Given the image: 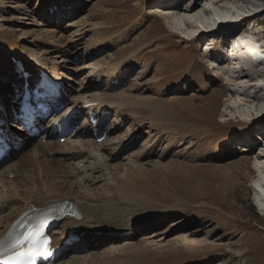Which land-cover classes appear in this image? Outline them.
Listing matches in <instances>:
<instances>
[{"label": "rangeland", "instance_id": "1", "mask_svg": "<svg viewBox=\"0 0 264 264\" xmlns=\"http://www.w3.org/2000/svg\"><path fill=\"white\" fill-rule=\"evenodd\" d=\"M176 1H182L183 7L194 5L190 26L175 16L182 13L170 9ZM253 4L261 13L251 21L246 17L242 23L264 42V0H78L69 8L57 7L56 12L64 10L57 19L47 15L50 10L43 0H0V47L8 42L9 48L26 51L29 58L46 56L63 64L65 57L59 59L57 54L70 51L72 70L63 69L71 84L65 98H90L108 92L163 107L158 111L146 105L134 113L126 107L129 120L126 113L121 122L122 115L118 116L115 108L108 117L103 115L105 123L98 126L106 132V128H118L109 134L116 140L102 150L105 159L98 167H106L102 173L93 172L101 179L94 181L91 189L102 185L101 195L113 198L125 168L131 165L130 157L137 160L143 169L132 185L143 196L136 204H125L122 211L127 221L136 218L138 230L124 235L118 230L102 231L99 246L78 240L57 264H73V258L87 262V256L124 245L145 250L140 254L125 252L134 264H264V101L243 103L253 100L256 89L264 94V72L247 70L251 77L233 72L230 67L238 69L241 63L219 59L218 51L226 45L223 40L209 38L214 32L207 30L209 25L219 27L221 21L245 16ZM251 23L255 25L250 28ZM128 56H132L131 72L125 75L129 79L123 73L120 76L125 83L109 90L113 83L106 85L108 77L99 73ZM198 61L204 73L211 74L204 78L209 84L206 90L190 78ZM11 66L0 48V79L4 84L11 83ZM82 86L83 92H79ZM209 96L213 100L210 104ZM120 97L118 100H123ZM82 117L79 127L86 123ZM41 136L31 141L19 139L22 145L6 163L21 161L15 169L11 165L0 180L23 178L29 170L24 157L35 143L42 142ZM36 151L30 160L35 166L44 164L47 154L58 157V153H43L45 149ZM53 178L58 179L49 180L53 182ZM75 178L70 175L69 181ZM39 180L29 181L33 186ZM63 224L56 229L62 230ZM114 225L120 228L118 220ZM175 242L182 249H176Z\"/></svg>", "mask_w": 264, "mask_h": 264}, {"label": "bare ground", "instance_id": "2", "mask_svg": "<svg viewBox=\"0 0 264 264\" xmlns=\"http://www.w3.org/2000/svg\"><path fill=\"white\" fill-rule=\"evenodd\" d=\"M77 1L78 0H43V4L45 7H47L50 10L49 13H47V15H51L57 19L60 13L64 11L62 9L56 12L57 7L69 8L72 6V4H76ZM246 1L247 0H245V2ZM254 7L255 5L253 4L251 7H249V10H251L250 13H246L247 16L243 14L245 16L238 18L240 16L239 15L236 21H232V22L221 21V23L218 25L219 27H216V26L214 27V25H209L207 28L208 32H214V35H210L209 38L214 39L215 37L217 41L223 40V38L227 36L229 38H235L236 35H238L237 32H239L238 23L240 21H241V24H240L241 26L242 24H245L242 22H245L246 17H250L249 21H251V18L258 16V14L261 13L262 10L254 9ZM170 9L175 10V11L177 10L178 13H182L180 15H175V16H177L182 23L186 24L187 26H190L191 18H192L191 13L194 12L193 4H191V6L183 7L182 1H178V2L176 1L175 4L171 6ZM188 13L191 16L186 15ZM221 24H223L224 26L220 27ZM226 26H229V27H226ZM195 39L196 38H192V40H195ZM242 39L243 40H238L240 44L237 45V50L241 55H244L247 52V50H251V51L253 50L258 56H262V57L264 56V51L260 53L255 48H253L251 44H248L246 42V39H249V38H242ZM224 41L226 42V40ZM7 44L8 42H4V43L2 42V46L0 47L1 51H3L4 53L5 60L7 61L8 64L12 65L11 66L12 73L10 74L11 76L9 79V82H11L9 83L10 87H8L9 84H4L2 82L1 80L2 78L0 79L1 84H3L1 86L10 88L11 90L10 91L7 88H3L2 90H0V95H2L4 105H9L13 103V99H11V97L12 98L16 97L13 95V92L17 90L20 87V85L24 82V80H22V78L20 77L19 73L16 72L18 69V67L15 65L16 61L18 60L19 62L22 61L27 68L26 71L34 73V75L39 73V71L43 69L52 71L54 73V77L58 80H59L58 76L61 74H63L65 78H68L66 76L67 74L65 75V72H63V69L66 68L67 70L68 69L72 70V68H70V64L68 63V61L71 60V57H72V56L69 57L70 51H68V49L65 54L63 55L57 54L56 56V57H59V59L63 56L65 57L63 60H61V62H64L63 64V63H60V61L51 62L49 58H47L46 56H44L41 59L40 58H36V59L29 58L28 56H26L27 55L26 51L21 52V51L12 49L11 47L9 48V45ZM98 50H100V47L96 49V51ZM58 52H60V50ZM220 52L221 50L218 51L219 59L223 60L224 58V60L230 61V58H228L226 55ZM48 54H50V52L47 53V55ZM132 56L130 57L128 56V57H125L124 59L119 60L117 64L112 66L107 71L99 73V75L102 74L108 77V81L106 82V85L113 83L112 84L113 86L109 87V90L116 89L118 85L124 84L125 78L127 80L129 79L125 75L131 72L132 63L129 59ZM239 57L241 56L235 57L236 59L234 58L233 62L234 64L241 63L240 67L238 69L237 68L234 69L231 66L230 69L233 72H236L237 74L239 73V75L245 74L251 77L252 74H250V72L244 69L246 62L249 60H244L245 59L244 57L242 58H239ZM194 64H195V68L190 72L191 81L193 83L198 82L203 90L208 89L209 84H207L204 81V78L205 77L208 78L209 75L211 74L204 73L203 70L205 68L201 64V62L198 61V62H195ZM107 72H109V75H107L108 74ZM123 73H124L123 76L125 78L120 76ZM68 79L70 80V77ZM70 85L71 84L68 82V85H67L68 89H70ZM97 87H99L98 84H97ZM68 89H66L67 92H69ZM83 89L84 88L82 86L78 91L83 92ZM4 91H5V94H4ZM119 97H114L110 93L106 92L104 96H92L90 98L88 95H80V96H76L75 98H69V99L64 97L62 99V102L67 105L66 110H69L75 107L82 109L83 104L94 102L96 104H92L89 108V111H86V112L87 114L92 112L93 114L97 116V118H103V115H107L108 117L107 113L117 108L118 109L117 115L118 116L122 115V117L120 116L119 118L120 122L122 121L124 117H126L125 115L126 113H127L126 118L127 120H129L128 112L124 111L126 110L125 109L126 107L131 108L133 113L135 112V109L136 110L141 109L143 106L145 107L150 106L151 109L155 108V110H158V111L163 110V107L161 105H158L157 103H153L150 101L149 103H147L144 101V99L141 101H138L135 97L131 99L129 97H125V98L120 97L123 100H120V99L118 100ZM208 99H209L208 103L210 104L213 100L210 96L208 97ZM10 100H12V102H10ZM107 100H112V101L105 102V103L98 102V101H107ZM254 101H257L258 103L264 101V94L259 93L258 89H256V92L253 95V100L251 101L247 100L246 102H243V101L242 102L249 105L253 103ZM191 102L193 103V100ZM104 109L106 110L104 113H102ZM5 110L6 111L2 115L5 117H8L9 110L8 109H5ZM132 112H131V115L133 114ZM85 117L87 118V116ZM88 120H89V114H88V119H85L86 123L84 122L85 123L84 125H80V127L76 129V131L72 133L71 136L64 143L60 141V138H57L58 140H56V134L53 130H51V126H52L51 124L52 120H51L48 123L49 125L45 127L42 133L43 135L41 136V139L44 140L47 138L48 141L44 142L42 140V142L35 143L32 150L24 157L25 163L27 162V165L29 164L30 168L29 167L27 168L29 170L28 172H25L23 178L18 179L20 176L18 177L15 176L16 179L10 180L8 178L6 179L3 178L4 180L3 179L0 180L2 181L0 182V240H2L5 237L6 233L9 231L10 226L13 224V222L16 219L19 218L21 214H24L25 212H28V211H33L34 208H40V209H46L48 207L57 208L61 206L65 201L73 205V209L75 210L77 215L76 217L69 216V217L64 218V224L61 226L62 230L58 231V229H56L52 231V234L54 237L53 243L55 244V246L62 245L64 244L65 240H69L73 242V246L75 247L79 243V242H74L75 238H78L79 241H89L90 245L97 244V246H99L100 243L98 239H100L103 236L102 231L104 232L106 228L108 230L111 229L112 231L118 230L122 232L123 235L126 234V232L131 231L134 228L138 230L136 218L132 217L127 221L126 220L127 214L122 210L125 204H136V202L138 203V198L143 196V195H140L139 192L132 185V181H134V179H136L137 177H141L140 172H141V169L143 168L142 166L136 163L137 160H133V158L130 157L129 164L131 165L128 164L130 167L125 168V173H123L124 176L121 179V181L123 180V182L118 183L117 189L115 190L116 197L113 195L114 196L113 198H109L108 195H105V194L101 195L100 189L102 188V185L92 190L91 188L93 187V183L101 179V178H98L97 175H95L97 174V172L95 173L93 172L98 171V174L100 172L102 173L101 170L106 167V166H102L101 169L98 167L99 162L105 159L102 150L106 149V147H108L109 144L115 142L114 140L116 139L109 136V134L114 130V128L117 129L118 127L110 126L111 128H106L107 138L106 140H104L103 143H99L98 137L95 135V131H100L98 128L99 125L95 126L91 124V122H88ZM9 121H13V120H9ZM120 122L118 123L121 125ZM11 127L14 129L13 124L11 125ZM11 127H9V130H8V133L10 134L11 138H14L16 136L17 137L21 136L20 137L21 139L25 140V137H26L27 141L29 140L31 141V139H29L30 137L27 136L26 132L21 131L22 128L16 125L17 127L16 130L15 129L13 130ZM17 129L20 131L18 132ZM15 140L17 142L18 141L21 142L19 138H16ZM49 146L52 147L53 149H51ZM46 148H48V152L51 153L52 155L55 153H58L57 154L58 157L52 158L50 154L49 155L47 154V157L42 159V162L44 164L41 163L42 164L41 166L40 164L35 166V164L31 163L32 158H33L31 155H32V152L34 153V149H37L36 151V154H37L39 153V151L41 152L43 149H45L46 151ZM92 158L94 161H89ZM63 159L65 160L64 164H62ZM77 159H79L77 163L72 162ZM18 160L17 162H15V164H12L11 162V164H8L7 166L5 165L6 167L5 166L2 167V169H0V177H3V175L6 174L7 169H9L11 165H15L14 166V169H15L17 164H19V161H21V160L19 161ZM5 161L6 160H4L0 164V166H2V164ZM66 161H69V162H66ZM81 161H83L82 164L80 163ZM53 162H56V163L58 162L59 164H61V166L59 167L58 165H55ZM85 163H89L90 166L88 167V165ZM157 165L160 166L159 164ZM77 172H79V174L75 178ZM70 175L74 176L75 178L74 181L72 180H70L71 182L69 181ZM10 176L11 175H9V177ZM25 176H27L26 177L27 180H25L24 178ZM55 176H57L58 179L53 178V182H51L49 178L55 177ZM37 178L40 179L37 182L34 181L37 185L32 186V184H30V181L36 180ZM25 181H29L27 182L29 185ZM262 182L264 184V180ZM115 207H117L119 211H116ZM114 213H116V215ZM115 220H118L120 222V228L114 225ZM175 245L178 246V248L176 249L178 250L182 249V247L178 243H176ZM142 251H145V250L143 248L137 249L136 247H133L132 245L117 246V247L110 248L109 251H105L102 254H97V255L94 254L92 257H88V256L85 257L84 260L87 262H78L76 258H73L72 263L73 264H120L119 263L120 261L121 262L126 261L125 264H134L132 261V258L128 259L125 252L131 253V254H140ZM107 252L109 253L112 252L109 257L102 256L103 257L102 258L100 256V255H105ZM113 253H116V254L114 255ZM68 262L69 261H65V263H62V264H68Z\"/></svg>", "mask_w": 264, "mask_h": 264}, {"label": "snow or ice", "instance_id": "3", "mask_svg": "<svg viewBox=\"0 0 264 264\" xmlns=\"http://www.w3.org/2000/svg\"><path fill=\"white\" fill-rule=\"evenodd\" d=\"M50 244V238L45 241V245ZM34 253H26L23 251L16 252L14 254L5 255L0 250V264H34Z\"/></svg>", "mask_w": 264, "mask_h": 264}]
</instances>
